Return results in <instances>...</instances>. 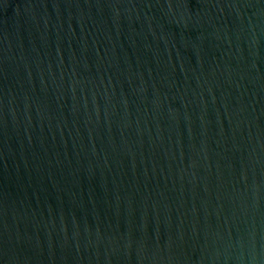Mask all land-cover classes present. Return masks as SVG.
I'll return each mask as SVG.
<instances>
[{
	"label": "water",
	"instance_id": "obj_1",
	"mask_svg": "<svg viewBox=\"0 0 264 264\" xmlns=\"http://www.w3.org/2000/svg\"><path fill=\"white\" fill-rule=\"evenodd\" d=\"M0 264H264V0H0Z\"/></svg>",
	"mask_w": 264,
	"mask_h": 264
}]
</instances>
